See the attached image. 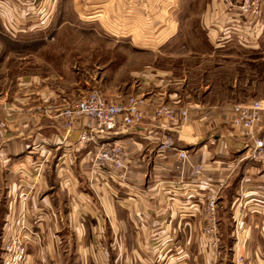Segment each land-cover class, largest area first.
<instances>
[{"label": "crops", "instance_id": "0c3cea01", "mask_svg": "<svg viewBox=\"0 0 264 264\" xmlns=\"http://www.w3.org/2000/svg\"><path fill=\"white\" fill-rule=\"evenodd\" d=\"M68 1L71 17L62 9ZM238 3L203 6L209 45L229 41ZM182 8L179 0H0V62L14 54L25 69L39 63L43 46L52 62L64 25L119 53L163 54L174 42L190 40L191 33L179 30ZM260 20L259 29L264 16ZM106 65L100 80L113 73ZM111 65L119 75L121 65ZM177 80L170 71L140 75L136 92L144 95L145 118L110 137L123 144V180L93 168L94 147L78 142L92 120H75L66 134L54 111L63 91L52 90V71L42 76L33 68L13 82L0 80V264L3 242L22 214L37 235L24 245V264H230L234 252L246 264H264V160L248 158L250 140L233 126L229 104L218 110L201 100L175 101L187 119L177 128L156 122L154 106L179 97ZM165 134L174 137L175 150L162 154ZM254 136L264 141V117ZM181 150L188 157L182 170ZM190 164L202 166L201 176L190 173ZM210 194L217 195L215 247L202 232Z\"/></svg>", "mask_w": 264, "mask_h": 264}, {"label": "rangeland", "instance_id": "374dc122", "mask_svg": "<svg viewBox=\"0 0 264 264\" xmlns=\"http://www.w3.org/2000/svg\"><path fill=\"white\" fill-rule=\"evenodd\" d=\"M179 1L184 6L181 9L184 19L179 30L181 33H191L190 40L174 42L162 51L163 54H149L139 50L131 51L130 55L125 51L119 53L115 48L99 46L98 40L82 36V30L64 25L59 31L60 39L55 42L56 46H52V62L47 56L48 46L40 49L39 63L26 64L25 69L22 67L21 57L9 54L10 57L5 56L3 58L5 61L0 62V80L3 82L7 79L13 82L17 75L32 72L33 68L38 69L42 76L52 71V90H57L58 93L62 90L61 94L65 97V101H62V95L59 96L57 106L54 108L56 112L59 111V104L65 105L79 100L91 91L100 92L105 98L115 91L114 95L119 94L123 97L134 95L145 100L144 95L141 96L142 94L136 91L140 75L146 70L157 75H161L163 71H170L174 79L180 80H177L178 85L175 83L173 86L179 97L159 102L177 111L180 110L177 106H182V103L178 104L175 101L180 100H201L216 105L218 110L225 104H229L232 109L234 104L252 100L264 101V41L259 40L264 34V27L259 29L258 26L254 28L252 26L250 29L245 24L240 10L235 8L237 14L231 16L235 21L226 31L232 34L229 41H218V38L216 45H209L203 37L207 29L201 23L202 15L207 14V9L203 6L209 0ZM189 1L194 2L195 6L190 5L187 9ZM69 4L68 1L62 9L70 16L72 11ZM263 16L264 1L258 19ZM237 20L238 23L235 24ZM260 21L262 23V19ZM223 32L218 29L217 33L222 35ZM246 33L251 34L247 40L243 39ZM112 62L121 65L122 71L119 75L114 73L117 67L112 66ZM105 64L113 73L102 75L104 79L100 80L99 69ZM184 75L187 76L185 80ZM181 123L183 122L178 126ZM29 232L31 233H28L26 242L32 236L37 238L30 225Z\"/></svg>", "mask_w": 264, "mask_h": 264}, {"label": "built area", "instance_id": "2783aa9c", "mask_svg": "<svg viewBox=\"0 0 264 264\" xmlns=\"http://www.w3.org/2000/svg\"><path fill=\"white\" fill-rule=\"evenodd\" d=\"M264 0H239L238 9L245 20V24L251 29L256 26L260 7ZM145 100L142 97L116 94L111 100L105 98L97 91H91L83 98L71 103H66L58 111L57 115L64 119L63 127L68 134L75 120L88 118L93 121V126L83 130L78 138L81 144L92 145L95 149L92 166L95 169L114 172L118 179L126 177V167L123 159V144L120 141H111L110 137L124 129L135 126L143 121ZM232 124L241 130L244 138L249 139L248 158L254 161L264 160V141L254 136L256 129L264 117V101L252 100L238 103L232 106ZM153 118L160 125L171 124L176 128L180 122L187 119L186 109L175 110L167 104H158L153 110ZM171 127H165L170 130ZM163 129V128H162ZM160 153L175 150L174 137L171 134L163 135L158 145ZM182 170L188 157L186 151H177ZM190 173L193 176H201L202 166L190 164ZM217 195L207 196L202 214L204 218L203 234L211 239V246L217 245L218 218H217ZM17 227L9 232L3 242L2 264H24L23 247L28 238L29 224L22 214L17 220ZM121 264H125L123 261ZM232 264H246V257L235 253Z\"/></svg>", "mask_w": 264, "mask_h": 264}, {"label": "trees", "instance_id": "16d2710c", "mask_svg": "<svg viewBox=\"0 0 264 264\" xmlns=\"http://www.w3.org/2000/svg\"><path fill=\"white\" fill-rule=\"evenodd\" d=\"M1 264H2V259H1Z\"/></svg>", "mask_w": 264, "mask_h": 264}]
</instances>
